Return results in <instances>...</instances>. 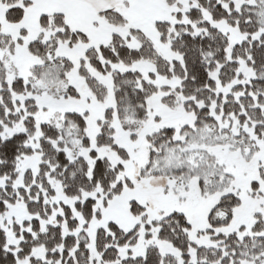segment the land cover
<instances>
[{
    "label": "snow or ice",
    "instance_id": "obj_1",
    "mask_svg": "<svg viewBox=\"0 0 264 264\" xmlns=\"http://www.w3.org/2000/svg\"><path fill=\"white\" fill-rule=\"evenodd\" d=\"M0 264H264V0H0Z\"/></svg>",
    "mask_w": 264,
    "mask_h": 264
}]
</instances>
